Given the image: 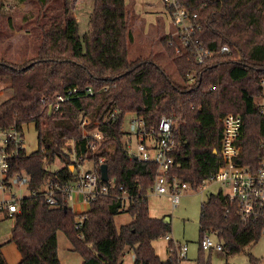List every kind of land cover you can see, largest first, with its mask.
Segmentation results:
<instances>
[{
  "label": "trees",
  "instance_id": "trees-1",
  "mask_svg": "<svg viewBox=\"0 0 264 264\" xmlns=\"http://www.w3.org/2000/svg\"><path fill=\"white\" fill-rule=\"evenodd\" d=\"M36 1V56L21 65L0 60V85L4 86L0 126L33 124L37 132V150L18 160L17 170L30 176L28 190L35 193L48 181L72 182L73 138L75 152L85 165L91 163L98 175L100 166L106 165L113 186L108 196L90 202L80 229L75 225L81 214L74 213L67 201L51 207L39 195L23 198L8 241L19 254L17 264H60L59 232L81 257V264H125L129 251L134 256L132 264H177L175 251L166 260L155 253L153 243L171 232L170 221L149 215L148 194L157 167L130 158L122 131L124 117L136 116L148 128L162 116L171 117L176 146L170 173L197 189L220 169L222 119L227 114L240 115L244 126L236 163L256 169L264 155V114L258 103L264 99V0H181L190 14L197 15V37L212 52L203 65H197L176 37L161 39L181 84L174 83L153 60L129 58L132 15L125 0H84L92 3V10L82 35L72 0ZM223 45L229 54L220 53ZM88 87L91 95L71 99L58 112L49 113L56 94L73 88L83 93ZM5 89L12 94L4 99ZM79 114L89 118V131L97 129L102 134V143L93 149L74 124L73 117ZM57 159L63 167L53 170ZM124 212L131 222L118 228L114 218ZM198 226L201 255L200 240L205 234L214 235L223 250L234 255L259 241L264 214L242 220L235 204L219 191L202 201ZM172 247L169 240L168 252ZM197 263L204 264L200 257ZM0 264H7L1 252Z\"/></svg>",
  "mask_w": 264,
  "mask_h": 264
},
{
  "label": "built area",
  "instance_id": "built-area-1",
  "mask_svg": "<svg viewBox=\"0 0 264 264\" xmlns=\"http://www.w3.org/2000/svg\"><path fill=\"white\" fill-rule=\"evenodd\" d=\"M162 3L175 29L176 34L173 36L178 39L180 48L190 52L197 65H203L212 56V52L197 37V15L190 14L182 5L181 0H162ZM179 51L180 49H176V53ZM220 53L229 54L230 50L223 45ZM102 90L106 91L107 87H103ZM92 92L89 87L83 93L78 88L70 89L56 94L48 107L51 112H58L62 104L82 95H91ZM259 108L264 114V103L261 102ZM113 116L114 111L110 114V117ZM73 121L79 128L81 137L90 139L91 149L102 143L100 131L87 129L90 124L89 118L79 114L73 117ZM243 126L244 122L240 115L227 114L224 116L219 140L221 166L217 172L203 180L201 186L204 183H216L227 188L229 194L226 196L235 204L238 216L242 220H247L260 218L264 214V155L260 165L254 170L236 163L241 153L238 140L242 135ZM24 127V125L0 126V216L14 218V215L19 213L18 204L26 197L23 195V189L28 191L27 196H42L51 207L58 206L63 200L67 201L70 207L75 193L80 194L87 205H90V202L97 197L108 196L109 188L113 186L112 182L107 181L110 186L100 184V175L87 169L82 157L76 154L73 138L70 139V157L72 169H74L72 182L60 185L48 181L37 193L29 191L30 176L23 171H18L16 166L18 160L29 155L26 151ZM127 135L126 150L130 158L134 156L136 160L153 163L157 167L151 194L167 196L171 207L175 208L180 202L182 193L190 188V185L180 182L170 173L174 164L173 152L176 146L172 118L162 116L156 126L148 128L142 119L133 116L128 124ZM132 143L134 149H132ZM261 146L264 149V140ZM101 163L102 160L99 159L98 164ZM85 213H81V216L77 218L76 229L82 227ZM164 239L171 240V232L166 233ZM172 244L168 259L175 251L177 264H181L187 259V245H180L174 241ZM200 248L204 252L223 251L222 245L219 242L214 243L210 234H205L201 238Z\"/></svg>",
  "mask_w": 264,
  "mask_h": 264
},
{
  "label": "rangeland",
  "instance_id": "rangeland-1",
  "mask_svg": "<svg viewBox=\"0 0 264 264\" xmlns=\"http://www.w3.org/2000/svg\"><path fill=\"white\" fill-rule=\"evenodd\" d=\"M58 0L56 3H58ZM126 6L131 10L130 31L132 40L129 43V58L138 57L151 59L156 62L169 78L176 84H181L175 68L165 55L161 39L163 37H175L174 27L166 19L165 15L151 13L161 9L158 0H125ZM151 3L154 5L150 6ZM163 4V3H162ZM164 6V5H163ZM152 7V8H151ZM71 8L77 19L78 33L82 35L87 30V22L92 10V3L84 0H72ZM165 9V7H164ZM39 5L36 0H26L19 4L16 0H0V60L15 65H21L36 56L37 40L34 33V25L39 15ZM168 15V14H167ZM4 85H8V80H3ZM0 85V89L2 90ZM12 94L10 89H5L3 98H8ZM264 103V99L258 103ZM133 115L127 114L124 117L122 131L125 133L124 142H128V124ZM24 136L27 153L37 150V132L33 124L24 127ZM131 140H133L131 138ZM132 149L134 144L132 143ZM88 163H86V166ZM61 163L57 159L54 161L53 170L60 168ZM221 191L224 195L229 194V190L220 184L204 183L197 189L188 188L182 193L180 202L175 208L170 205V200L163 197H149V213L152 216H166L170 221V230L174 242L180 245H187V259L181 264H198L200 257L204 264H264V235L255 244L246 246L238 254L229 255L226 251H206L199 253V226L200 206L202 201L209 194H216ZM23 195L27 196L28 191L23 189ZM89 209H90V205ZM85 209V207H80ZM115 225L119 228L131 222V217L127 213H121L114 218ZM14 219L4 220L0 217V252L6 259L7 264H17L20 257L12 243H8L11 237V229ZM211 240L216 243L214 235H210ZM58 255L62 264H76L80 256L72 252L71 245L62 233L57 234ZM173 246V244H172ZM155 251L162 259L169 256L166 242L162 239L154 243ZM134 257V256H133ZM126 264H131L130 255L124 260Z\"/></svg>",
  "mask_w": 264,
  "mask_h": 264
},
{
  "label": "crops",
  "instance_id": "crops-1",
  "mask_svg": "<svg viewBox=\"0 0 264 264\" xmlns=\"http://www.w3.org/2000/svg\"><path fill=\"white\" fill-rule=\"evenodd\" d=\"M159 2H160V5H161V9L158 11H153V12H151V13H157V14H160V15H162V14H164L165 15V17H166V19L169 21V18H168V15H167V13H166V10L164 9V6H163V4H162V0H158ZM126 3V2H125ZM152 5H154L153 3H151V5L150 6H152ZM152 8V7H151ZM170 22V21H169ZM171 24V23H170ZM61 163V162H60ZM61 167H63V164L61 163V166H60V168ZM86 168L87 169H89V170H91V169H93V166L91 165V163H88V165L86 166ZM151 196H153V195H151ZM154 196H156V195H154ZM156 197H163V198H165L166 199V201H168L169 200V198L167 197V196H156ZM148 205H149V197H148ZM70 207H71V209H72V211L74 212V213H77V214H81V213H84V212H87L88 210H89V206L85 203V202H83V200H82V197H81V195L80 194H78V193H75L74 194V196H73V201L71 202V205H70ZM80 207H85V209H80ZM149 215H150V213H149ZM152 218H165V220H166V216H159V217H155V216H152V215H150ZM1 218H3L4 220H6V219H8V217H5V216H0ZM168 220H169V218H167ZM210 235H212V234H210ZM165 242H166V247H167V243H168V241L169 240H165V239H163ZM170 241H174L173 240V236H172V239L170 240ZM58 242V241H57ZM153 246H154V243H153ZM155 249V248H154ZM1 250V249H0ZM73 252V251H72ZM155 253H156V255L158 256V254H157V252L155 251ZM205 253V252H204ZM128 255H130V258H131V261H132V263H133V261H134V257H133V253L131 252V251H129V252H127L125 255H124V260L128 257ZM58 257H59V255H58ZM159 257V256H158ZM160 258V257H159ZM160 259H162V258H160ZM167 259V258H166ZM165 259V260H166ZM162 260H164V259H162ZM59 262H60V264H62V261H61V259H60V257H59ZM82 263V259H81V257H80V259L76 262V264H81ZM124 263H125V261H124ZM131 263V264H132ZM126 264V263H125Z\"/></svg>",
  "mask_w": 264,
  "mask_h": 264
},
{
  "label": "water",
  "instance_id": "water-1",
  "mask_svg": "<svg viewBox=\"0 0 264 264\" xmlns=\"http://www.w3.org/2000/svg\"><path fill=\"white\" fill-rule=\"evenodd\" d=\"M49 113H51V109H49ZM133 160H136V157H132ZM100 179L101 181L103 182H107L109 180L108 178V175H107V168H106V165H101L100 166ZM166 221H169L167 218H166Z\"/></svg>",
  "mask_w": 264,
  "mask_h": 264
}]
</instances>
